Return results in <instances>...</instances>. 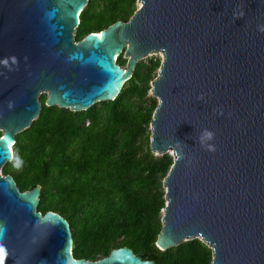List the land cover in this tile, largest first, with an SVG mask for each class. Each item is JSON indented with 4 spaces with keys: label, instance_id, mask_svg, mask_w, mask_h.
Returning <instances> with one entry per match:
<instances>
[{
    "label": "water",
    "instance_id": "water-1",
    "mask_svg": "<svg viewBox=\"0 0 264 264\" xmlns=\"http://www.w3.org/2000/svg\"><path fill=\"white\" fill-rule=\"evenodd\" d=\"M87 1L0 0V264L155 263L127 246L75 258L68 221L37 210L41 186L21 191L1 169L41 94L87 110L159 52L150 149L173 163L155 245L198 238L211 264H264V0H138L127 21L75 40Z\"/></svg>",
    "mask_w": 264,
    "mask_h": 264
},
{
    "label": "trees",
    "instance_id": "trees-1",
    "mask_svg": "<svg viewBox=\"0 0 264 264\" xmlns=\"http://www.w3.org/2000/svg\"><path fill=\"white\" fill-rule=\"evenodd\" d=\"M137 0H88L75 40L116 20L127 21ZM126 64L123 53L117 57ZM161 59L138 61L117 96L73 111L45 105L15 135L13 157L2 167L19 190L41 186L37 210L69 223L75 258L97 260L127 246L154 264H211L212 249L198 238L166 250L155 241L165 205L163 179L173 157L150 149V122L157 99L149 96Z\"/></svg>",
    "mask_w": 264,
    "mask_h": 264
},
{
    "label": "rangeland",
    "instance_id": "rangeland-1",
    "mask_svg": "<svg viewBox=\"0 0 264 264\" xmlns=\"http://www.w3.org/2000/svg\"><path fill=\"white\" fill-rule=\"evenodd\" d=\"M138 3H139V1L137 0V1H136V7H137ZM150 57H159V58L162 60V54L159 52V53H153V54H151V55H149V56L143 58L142 61H147ZM123 66H124V65H123ZM148 95H149V96H152V94H151L150 91L148 92ZM153 97H154V96H153ZM149 128H150V126H149Z\"/></svg>",
    "mask_w": 264,
    "mask_h": 264
},
{
    "label": "bare ground",
    "instance_id": "bare-ground-1",
    "mask_svg": "<svg viewBox=\"0 0 264 264\" xmlns=\"http://www.w3.org/2000/svg\"><path fill=\"white\" fill-rule=\"evenodd\" d=\"M140 4V3H139ZM161 53V52H160ZM162 54V53H161Z\"/></svg>",
    "mask_w": 264,
    "mask_h": 264
},
{
    "label": "clouds",
    "instance_id": "clouds-1",
    "mask_svg": "<svg viewBox=\"0 0 264 264\" xmlns=\"http://www.w3.org/2000/svg\"><path fill=\"white\" fill-rule=\"evenodd\" d=\"M208 135H210V134H208Z\"/></svg>",
    "mask_w": 264,
    "mask_h": 264
}]
</instances>
